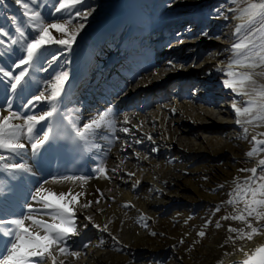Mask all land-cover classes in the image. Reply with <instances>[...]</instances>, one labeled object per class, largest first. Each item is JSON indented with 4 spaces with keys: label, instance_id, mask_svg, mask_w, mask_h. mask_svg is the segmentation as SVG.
I'll list each match as a JSON object with an SVG mask.
<instances>
[{
    "label": "bare ground",
    "instance_id": "6f19581e",
    "mask_svg": "<svg viewBox=\"0 0 264 264\" xmlns=\"http://www.w3.org/2000/svg\"><path fill=\"white\" fill-rule=\"evenodd\" d=\"M219 1L223 0H85L71 13H56L57 0H37L38 6L30 4L47 23L62 22L72 16L73 24L84 23V28L70 50L57 44L45 47L39 67L47 71L30 69L29 85L22 97L13 98L12 110L21 116L40 115L50 107L46 102H39L30 109H24L22 104L54 83L56 75L67 72L68 81L60 105L62 115L57 119L64 123L68 135L71 136V128L64 117L82 127L84 122L109 107L113 109L115 131L101 130L93 141L100 146L99 150L90 148L88 153L70 139L63 144V150L70 148L73 155L66 157L75 164L76 176L86 177L83 185L80 180L58 183L53 181L60 179L49 180L41 170V153L32 158L29 146L23 162L31 169L30 173L16 174L17 179L13 180L11 175L0 172V188L4 193L0 196V204L4 205L2 218L26 213L25 205L32 203L31 193L44 181H49L45 188L57 193L69 190L73 194L83 193L75 205L79 235L69 240V247L81 252V260L74 263L78 258L61 256L65 264H146L158 253L175 251L178 238L194 244L202 228L204 238L184 255L182 263L178 258L173 264H241L245 257L237 248L243 247L251 253L264 245V234L255 236L252 241H236L235 246L226 243L228 236H235L227 227L243 225L238 221L211 218V212L206 214L212 203L222 205L223 196L232 191L233 179L240 176L241 160L250 169L264 159V151L252 157L246 155L255 146L250 145L253 136L264 140V136L259 135L264 133V122L237 125L232 103L235 100L243 107L247 97L236 96L222 83L226 79L224 72L230 62L232 44L237 41L233 34L235 27L247 20V17L238 20L234 16L246 5H240V0L237 4L225 0L227 4L218 6ZM208 8H217V19L207 17ZM76 11L91 14L82 21L74 16ZM23 12L15 0H0V28L10 33L4 37L6 43L10 44L16 35L17 26L22 27L29 38L36 35ZM252 27H259V23ZM51 31L56 38H64L61 33ZM209 32L217 37L209 38ZM179 39L181 43L176 42ZM0 50L5 52L0 56V67L6 70H11L13 63L23 55L19 45L11 46V50ZM52 56L57 59L49 67ZM195 58L204 62L194 67ZM218 66L221 71H217ZM19 71L16 69L15 73ZM240 71H253L257 86L264 85V75L260 74L264 69ZM205 72L206 75L195 76ZM4 80L6 78L0 76V81ZM8 88L6 82H0V109L12 95ZM125 116L131 123H123ZM48 126L49 122H42L38 127L46 130ZM125 127L128 133L120 131ZM243 127L249 129L247 139ZM194 129L206 135H200L197 140L188 138V132ZM228 131L232 136H224L223 132ZM137 139L142 142L135 143ZM259 148L264 149V145ZM44 151L52 157L57 155L51 145L41 150ZM222 158L223 166L216 167V162ZM14 162L20 161L17 158ZM99 165L108 169V179L98 177L93 171ZM117 166L118 170L112 171ZM129 172L135 175H126ZM244 175L241 180L251 173L247 171ZM7 180L11 195L2 184ZM137 180L140 184L134 189ZM217 188L220 191L214 193ZM101 194L103 199L95 203ZM11 196L19 197L24 204L9 215V209L14 206ZM88 201H93L91 207L80 206ZM125 203L131 206L122 207ZM233 207L227 206L226 215L233 214ZM34 208L41 205L34 204ZM141 214L145 220L137 223ZM34 215L49 220L42 213ZM85 216L92 217L101 227L111 220L109 232L117 236L120 243L114 242L108 232L93 228ZM205 218L211 219L207 228ZM217 220L222 225L220 228L215 225ZM84 224L88 227L84 228ZM153 232L156 235H152ZM101 239L104 245L96 247ZM84 244L89 247L84 248ZM178 256L181 257L180 253ZM133 259L141 261L132 263Z\"/></svg>",
    "mask_w": 264,
    "mask_h": 264
},
{
    "label": "snow or ice",
    "instance_id": "6c2138e0",
    "mask_svg": "<svg viewBox=\"0 0 264 264\" xmlns=\"http://www.w3.org/2000/svg\"><path fill=\"white\" fill-rule=\"evenodd\" d=\"M15 2L24 9L23 16L26 18L29 28L36 35L29 38L24 29L17 26L15 28L16 35L11 38L9 44L6 43L4 37L10 36V33L0 28V49L11 50V46L19 45L23 52L22 57L13 63L11 70L0 67V76L6 78L0 82H6L9 85L8 91L12 94L6 98L5 106L0 109V172L11 175L13 180L17 179L16 174L31 172L29 166L23 162L29 146L31 157L36 158L42 149H46L57 139L51 123L62 115L60 105L63 103L68 73L61 72L56 75L54 83H49L39 95L32 96L22 104L24 109H30L39 102H46L50 107L40 115L21 116L13 111V98L23 96L29 85L30 69L47 71V69L39 67L46 46L57 44L70 50L76 37L84 28V23L73 24L74 17L72 16L62 22H45L41 13L30 7V4L37 5V0H15ZM84 2L85 0H57V4L54 5L55 12L71 13L73 9H76L78 5H83ZM229 10L235 11V9ZM90 14V11H76L74 16L83 21ZM244 17H247L246 23L237 24L235 27L233 34L237 37V41L232 44V55L230 62L226 65L227 71L224 72L226 79L222 81L223 87L231 89L236 96L247 97L243 107L239 106L235 100L232 103L236 116L235 123L241 126L252 125L258 121L264 122V85L257 86L253 71H240V69H264V0H251L246 7L239 9L238 15L234 16L238 20ZM256 23H259V27H252ZM51 30L61 33L64 38H56ZM4 54L5 52L0 50V56ZM56 59V56H52L48 61L49 67ZM168 63L172 65L171 61ZM16 69H20V71L15 73ZM217 71H221L219 66ZM260 74L264 75V73ZM4 112L7 115L3 114ZM64 119L68 121L71 128V136L67 138L84 153H88L90 148L99 150L100 146L94 144L93 141L100 135L101 130L115 131V119L111 107L98 112L95 117L84 122L82 127L77 126V122L67 116ZM42 122H49L46 130L38 127L42 125ZM123 123L129 124L131 121L125 116ZM133 126L135 127V125ZM120 131L128 133L129 129L125 127ZM248 131V127H243L245 139H247ZM259 135L264 136V133H259ZM148 139L151 140L152 137L149 136ZM252 141L255 146L246 153L249 157L257 154L258 151H264L259 148V145H264V140H258L256 136H253ZM141 142L139 139L135 141L137 144ZM17 158L20 162H14ZM118 168L119 166L112 171L115 172ZM93 171L98 174V177L109 178L108 169L103 165L95 167ZM240 171H248L251 175L243 180L233 179L234 187L228 193L229 199L225 202L234 206L233 214L221 217V220L238 221L243 225L239 228L231 225L227 227V231L234 233L235 236H228L226 243L231 242L234 246L236 241H252L255 236L264 234V159H260L256 167ZM126 175L134 176L135 173L129 172ZM64 180H80L83 185L86 182V177L64 176L53 182L58 183ZM48 183L49 181H44V184L31 193L32 203L25 205L27 211L23 215L5 219L2 218L3 209L0 208V247L3 249L0 252V264H48V261L51 264H65V260L60 259L61 256L72 258L81 256V252L69 247V240L71 237L79 235L75 205L79 203L78 197L83 193L73 194L71 190L67 193H57L45 188L44 185ZM139 184L140 181L137 180L133 184V188L135 189ZM3 194V189L0 188V196ZM100 199H103L102 194L95 203H99ZM241 203L243 207H235ZM34 204L41 205V208H34ZM92 204L93 201H88L80 206L87 209ZM130 206L129 203L122 205L124 208ZM219 211L220 208L217 207L213 215ZM34 213H42L48 216L49 220L38 219ZM84 219L93 228H97L101 232H108L114 242L120 243L118 237L109 232L108 224L112 222L111 220L101 227L94 223L90 216H85ZM143 220L145 217L141 214L137 223ZM29 221L30 223H26ZM208 223L210 221L205 223V228ZM215 225L217 228L222 226L219 220L215 222ZM83 227L87 228L88 224H84ZM141 227H147V225L141 224ZM197 234L201 238L205 236L204 231ZM152 235H156V233L153 232ZM180 243L183 244L184 241L181 240ZM102 245H104L103 239L96 247ZM83 247L88 248L89 245L84 244ZM236 250L244 254L245 258L241 264H264V245L256 247L251 253L245 251L243 247Z\"/></svg>",
    "mask_w": 264,
    "mask_h": 264
},
{
    "label": "rangeland",
    "instance_id": "374dc122",
    "mask_svg": "<svg viewBox=\"0 0 264 264\" xmlns=\"http://www.w3.org/2000/svg\"><path fill=\"white\" fill-rule=\"evenodd\" d=\"M239 0H235V2H234V0H230V3L231 2H233V3H235V4H237V2H238ZM220 3L218 4V6H221V4H223V5H225V4H227V2H225V0H223V1H219ZM248 2H251V0H240V5H247V3ZM218 6H217V8H218ZM217 8H215V9H210V8H208L209 9V11L207 12V17L208 18H210V17H212V19L213 18H218L217 17V15H215V13H216V9ZM207 34H209L210 36H209V38H211V39H215L216 37H217V35H213V34H210V32L209 33H207ZM185 40V39H184ZM176 42H179V43H181L182 41H181V39H179L178 41H176ZM215 46V45H214ZM197 60V61H196ZM193 62H194V67H198V65L200 64V63H203L204 61H201V60H199V59H194L193 60ZM187 63V62H186ZM197 72H198V70H196ZM207 73L205 72V73H196L195 74V76L197 75V76H203V75H206ZM197 106H200V104L199 103H197ZM229 128V127H228ZM227 128V129H228ZM223 130H225V129H223ZM187 131V130H186ZM188 132V131H187ZM186 132V133H187ZM224 133V136H227V137H229V136H232V133H230L229 131L228 132H223ZM199 134V135H198ZM200 135H202V136H205L206 134H204L203 132H200V130L199 129H194L191 133H189L188 132V138H190V139H195V140H197L198 138H199V136ZM204 137H201V139H203ZM250 145H254V143H251ZM128 155V154H127ZM126 155V156H127ZM223 158L222 159H220V160H218L217 162H216V167H220V166H223ZM240 164H241V166H240V170L241 169H248V164L246 163V162H244V161H240ZM247 171H239V174H240V176L238 177V179L239 180H241V177L243 178V177H245V173H246ZM258 172H259V170H258ZM220 191V188H217L216 190H214V193H218ZM182 192H184V193H186V192H190V191H187V190H183ZM230 192V191H229ZM229 192H227V196L225 197V196H223V201H222V205H216V204H211L210 205V207H208V209H207V212H206V214H208V212H211L210 213V216H211V218H214V217H218L219 219H221V217L222 216H225L226 215V213H228V208H227V206H228V204L227 203H225L228 199H229V196H228V193ZM217 207H219L220 208V211L219 212H215V214L213 215V213H214V210L217 208ZM165 217H167V214L166 215H164ZM197 216V214L195 213V217ZM205 221H207V222H209L211 219L210 218H208V219H204ZM200 231H204V229L202 228V230H200ZM199 231V232H200ZM205 232V231H204ZM206 235V234H205ZM204 237H200L199 236V238L196 240V242L194 243V244H192V243H187L182 237L181 238H178V241H177V243L175 244V251H168V250H166V251H164V252H161V253H158V255L157 256H155V257H153L152 258V260H150L149 262H146V264H173L174 262H176V260H178V258H180L179 260H178V262H180V263H182V261H183V257H184V255L187 253V252H189V251H191V250H194V248H195V244L196 243H199V241H201L202 239H203ZM181 240H183L184 241V243L183 244H181L180 243V241ZM180 253V255H181V257H179L178 256V254ZM79 260H81L80 258H78L77 260H76V262H74V263H77ZM141 260L140 259H138V260H136V259H133L131 262L132 263H139Z\"/></svg>",
    "mask_w": 264,
    "mask_h": 264
}]
</instances>
